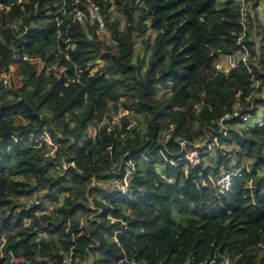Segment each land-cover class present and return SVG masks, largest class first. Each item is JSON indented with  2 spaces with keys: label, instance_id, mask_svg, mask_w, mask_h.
Wrapping results in <instances>:
<instances>
[{
  "label": "trees",
  "instance_id": "trees-1",
  "mask_svg": "<svg viewBox=\"0 0 264 264\" xmlns=\"http://www.w3.org/2000/svg\"><path fill=\"white\" fill-rule=\"evenodd\" d=\"M91 2L110 42L75 17ZM244 13L241 0H0V264H264V29ZM243 34L247 64L217 70Z\"/></svg>",
  "mask_w": 264,
  "mask_h": 264
},
{
  "label": "built area",
  "instance_id": "built-area-1",
  "mask_svg": "<svg viewBox=\"0 0 264 264\" xmlns=\"http://www.w3.org/2000/svg\"><path fill=\"white\" fill-rule=\"evenodd\" d=\"M241 4H242V7H243V11L244 12H247V1L245 0H241ZM245 6V7H244ZM87 10H88V15L82 10L80 9L79 7L75 8V17L81 22V23H84V21L86 20V17H89L91 18L92 20H97L99 22V25L100 26H104L105 23H104V19L100 13V6L94 2H91V3H88L87 4ZM244 14H249V12L247 13H244ZM251 16V15H250ZM252 17V16H251ZM245 34H243L241 36V39H239L238 43L239 45L244 48V52L240 53V54H234V55H228V56H225L223 57L220 61L217 62L216 64V69L217 70H221L223 71L225 69V71H228V70H232V69H236L239 65H240V62L244 63V64H247L248 62V56H249V51L246 49L245 47V44L242 42V39L244 38ZM25 59H27V57H25ZM126 113L124 110H120L117 114H114L113 115V118L111 120V123L113 125H116L117 123H119L120 121V118L122 116H124ZM252 115H244L243 116V120L244 121H251ZM253 120L256 118V117H252ZM258 124L261 125L263 124V120L259 119L257 120ZM112 125V126H113ZM179 144L184 146L185 143L181 140H179ZM53 154V152H49L47 155H51ZM198 154H199V151L198 150H191L189 152H187L184 157L186 159H188L190 162H194L195 160H197L198 158ZM238 173V171L236 172H225L223 173L222 175H220L218 177L217 180H215L214 184L216 187L219 188V190L221 191V193L223 192H226V191H229L232 187V182H233V178L234 176ZM127 187V180L125 179V182L124 184L120 185V188L122 190H125ZM121 262H124V260H121ZM131 264H136L135 262H132ZM224 264H230L229 260L226 259L224 261Z\"/></svg>",
  "mask_w": 264,
  "mask_h": 264
},
{
  "label": "rangeland",
  "instance_id": "rangeland-1",
  "mask_svg": "<svg viewBox=\"0 0 264 264\" xmlns=\"http://www.w3.org/2000/svg\"><path fill=\"white\" fill-rule=\"evenodd\" d=\"M246 6H247V8H246L247 9V12H249L250 15L253 18H254V16H257L258 21H259V23H258L259 30L262 31L264 29V0H249V2H247ZM114 13H115L114 14L115 16L120 17L124 21V17H122V15L118 11L115 10ZM256 23L253 26H255ZM99 32H100L101 37L103 38V40H105L107 42H110L111 41V36H110V33L107 30L106 26H100ZM251 34H253V36L256 35V28L255 27L252 29ZM255 40H256L257 45H259L260 44V41H261V36H257L256 35L255 36ZM136 48H137V51L138 50L140 51V53L143 52L142 51V45H141L140 42H137ZM99 64H102V61L101 60L97 61L96 66L90 68L89 71L92 72V73L95 72L96 69H97V66ZM2 77H5V79H4L5 82L6 83H9V84H10V82H12L13 78L14 79H17V69H16V66H12L11 69H10V72L3 73ZM257 96L260 97V98H264V89L262 91L258 92L257 93ZM125 113H127V111H125ZM252 117L250 119L251 121H248V122L246 121V122L247 123H251L253 121V118ZM89 132L94 135V133L96 132V127H94L93 125H91L89 127ZM48 140L50 141V139H48ZM206 143H207L206 140L197 142L194 145V149L193 150H198L200 152L201 151V148H203ZM50 144H52L51 141H50ZM226 150H228V149L226 148ZM55 151H56V149L53 147L51 149V152H53V154H54ZM53 154H51V155H53ZM211 155L213 156V153H211ZM212 156L206 161V164L207 165L212 162V159H213ZM45 192H46V189H41L40 192L37 195L38 196H43ZM32 202H33V198H32V200L30 199V203H32ZM36 203L39 204V205H41V203H43V207H41L40 209H38V213H43L44 210H45V212H48L49 213L56 206L55 204H53L52 202L46 200L43 197H41Z\"/></svg>",
  "mask_w": 264,
  "mask_h": 264
},
{
  "label": "water",
  "instance_id": "water-1",
  "mask_svg": "<svg viewBox=\"0 0 264 264\" xmlns=\"http://www.w3.org/2000/svg\"><path fill=\"white\" fill-rule=\"evenodd\" d=\"M177 142L179 143V140H177Z\"/></svg>",
  "mask_w": 264,
  "mask_h": 264
}]
</instances>
